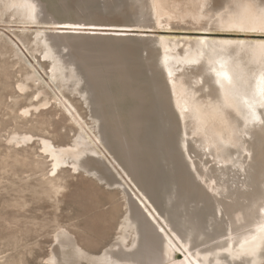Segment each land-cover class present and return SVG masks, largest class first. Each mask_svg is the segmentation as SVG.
<instances>
[{"label": "rangeland", "instance_id": "374dc122", "mask_svg": "<svg viewBox=\"0 0 264 264\" xmlns=\"http://www.w3.org/2000/svg\"><path fill=\"white\" fill-rule=\"evenodd\" d=\"M53 1L64 7L57 18L130 26L129 33L136 34L143 33L144 29L137 26L148 23L147 3L151 5V0L133 4L123 0ZM165 1L170 5L179 3L182 8L188 6V0ZM11 13H4L0 19V264H56L53 258H61L56 235L63 230L86 253V258L72 264H97L90 257L101 255L109 246H116V254L122 256L135 238V229L125 228L126 218L135 219L137 204L150 218L139 197L161 224L159 215L181 232L192 225L196 233L207 231L209 219L221 215L214 198L202 195L191 179L187 185L183 183L187 171L200 180L181 151L183 128L173 102L168 111L170 124L159 110L160 104L169 99V91L156 52L146 48L129 63L127 75H135L128 69H137L133 87L116 83L102 96L92 94L86 78L81 86L73 79H54L53 62L45 58V48L36 37L38 28L29 29ZM178 22L172 20L174 25ZM154 30L156 34L161 32ZM176 30L175 35L181 37H194L198 32ZM60 55L66 64L71 61L68 55ZM78 72L83 76L86 66L81 65ZM82 92L87 93V102ZM144 117L146 123L141 121ZM140 123L157 139L153 166L141 146V139L146 136L141 135L138 140L135 136ZM26 135L33 139L23 141ZM41 139L62 148L81 143L79 149L85 154L80 159L72 151L62 155L65 164L54 173V158L44 151ZM95 149L104 154L94 158L103 166L87 161ZM209 159L208 167L215 165ZM136 173L141 175L139 179ZM200 185L211 195L204 182ZM200 210H207L206 219L198 224L196 215ZM140 238L146 240L147 236L142 233ZM262 252L260 264H264Z\"/></svg>", "mask_w": 264, "mask_h": 264}, {"label": "bare ground", "instance_id": "6f19581e", "mask_svg": "<svg viewBox=\"0 0 264 264\" xmlns=\"http://www.w3.org/2000/svg\"><path fill=\"white\" fill-rule=\"evenodd\" d=\"M50 1L54 12L62 14L56 2ZM138 1L128 0V3ZM147 5L148 23L139 24L137 29L144 30L136 34L129 33L132 32L130 26L69 22L74 20L64 18H59L63 22L46 25L39 0H0V19L4 13L12 11V17H18L29 29L38 28L35 33L45 48V58L53 62V78L73 79L78 86L86 78L87 83L88 80L91 82L88 84L92 94L102 96L111 84L116 83L133 87L137 69H128L135 75H127L125 71L135 60L134 56L124 60L123 65L116 55L113 61L108 54L105 53L107 59L94 50L89 53L88 62H99H96L100 68L96 74L79 61L80 57L70 55L65 47L56 48L50 34L88 33L90 36H119L124 39L131 36L144 43L141 55L146 48L153 49L169 91V99L160 104L159 110L170 124L172 119L168 111L173 102L183 128L181 151L200 180L193 177L192 171H187V178H183L186 182L183 183L187 185L191 179L202 195L214 198L219 209L221 220L216 218L217 215L209 219L208 232L196 233L193 225L181 232L159 215L166 229L136 196L151 219L144 215L139 204L134 208L135 219L127 216L125 228L135 229L132 247L126 248V253L119 256L116 246H109L101 255L91 256L89 260L97 264H260L264 250V94L261 91L264 88L261 82L264 78V0H188L185 8L179 3L170 5L165 0H151V5ZM172 20L179 22L174 25ZM154 29H160V34H156ZM174 29L200 33L196 32L194 37H181L175 35ZM220 32L226 33L225 36H237H215ZM60 54L68 55L71 61L66 64ZM81 65L87 69L84 77L78 72ZM101 74L102 82L99 80ZM225 74L228 79L224 78ZM81 96L88 101L87 93L82 92ZM136 118L139 120L140 117ZM141 121L146 123L148 120L144 117ZM81 129L84 131L83 127ZM141 135L146 136L141 139V146L153 166L157 160L154 152L157 148L154 140L157 139L140 123L135 135L137 140L142 138ZM22 139L28 141L33 137L26 135ZM41 143L44 151L54 158V173L65 164L62 155L72 151L73 156L80 159L85 154L79 149L81 143L67 148L56 147L47 139H41ZM103 155L97 149L92 150L87 161L103 166L94 159ZM209 158L215 165L208 167ZM194 159L200 160L203 168L199 167L200 161ZM135 175L137 179L141 177L137 173ZM200 182L205 183L211 195L204 191ZM206 211L200 210L196 215L198 224L206 219ZM142 233L147 236L146 240L141 241ZM56 239L61 254L60 259L53 256L56 264H72L74 260L86 258V253L67 231L59 232ZM121 240L125 241L126 237L122 236ZM214 240L218 242L213 244ZM209 243L211 245L207 246Z\"/></svg>", "mask_w": 264, "mask_h": 264}, {"label": "water", "instance_id": "95a60500", "mask_svg": "<svg viewBox=\"0 0 264 264\" xmlns=\"http://www.w3.org/2000/svg\"><path fill=\"white\" fill-rule=\"evenodd\" d=\"M39 1L44 11L43 12L44 22L47 23L46 25H50L49 23L51 22L64 21L63 19H59L56 17L57 13L54 12L52 1L49 0H39ZM124 1L128 2V0H124ZM61 8L62 9L64 8L63 5L61 6ZM50 37L56 48L58 47L59 49H62L65 47L71 53L70 55H73L76 58L80 57L79 61L82 63L84 62L83 64L88 66V69L91 70L92 72H95L96 74H97V68H99L97 63L99 62L96 61L97 62L96 63L93 60L91 62H88V56L90 55L89 54L90 52L97 50V53L101 52L100 53L102 55L101 57H105L108 59V57L106 56V54H108L110 58H112V60L116 55L118 57V61L121 62L123 65H125L124 60L131 58V56H134V58H136L137 56L141 55L142 52L141 46L144 44L142 40L137 39V37H131V36H127L125 37L126 39H124L123 37H119V36L97 37V36H90L88 35V33L60 34L54 32L50 34ZM89 45H92V47L94 46L97 48H91L89 47ZM87 48H91V49L87 51ZM100 59H98V61ZM102 75L103 74H101V76L99 75L100 76L99 80L102 79ZM88 83L91 85L90 80H88Z\"/></svg>", "mask_w": 264, "mask_h": 264}, {"label": "snow or ice", "instance_id": "6c2138e0", "mask_svg": "<svg viewBox=\"0 0 264 264\" xmlns=\"http://www.w3.org/2000/svg\"><path fill=\"white\" fill-rule=\"evenodd\" d=\"M224 78L228 79V76L225 74ZM261 82H262V84H264V78H262ZM261 91H262V94H264V88H262Z\"/></svg>", "mask_w": 264, "mask_h": 264}]
</instances>
